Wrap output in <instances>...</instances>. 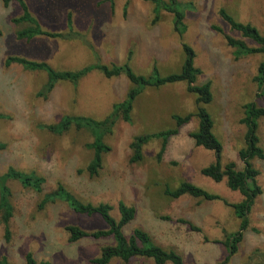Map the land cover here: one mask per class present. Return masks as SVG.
Masks as SVG:
<instances>
[{"label": "rangeland", "instance_id": "1", "mask_svg": "<svg viewBox=\"0 0 264 264\" xmlns=\"http://www.w3.org/2000/svg\"><path fill=\"white\" fill-rule=\"evenodd\" d=\"M0 0V142L8 145L0 152V174L8 168L35 173L46 182L43 194L58 184L65 186L78 200L113 207L111 217L120 220L119 202L137 211L133 222L124 228L129 237L135 229L146 231L164 249L177 251L187 264H220L227 257L223 245L226 234L239 229L240 221L223 202H206L184 196L172 199L166 189L175 190L183 181L195 184L234 204L242 200L231 191L226 181L215 183L200 171L214 163V152L196 147L189 134L198 129L199 121L180 128L170 138L165 154L158 159L162 141L151 140L144 146L143 160L131 163L130 144L133 138L153 135L176 128L175 116L197 111L196 95L187 91L185 82L161 87H145L133 102L131 123L119 121L113 133L104 139L111 151L103 156V169L90 177L86 168L93 152L86 145L92 135L75 128L60 136L43 126L56 124L63 116L103 120L113 107L123 102L131 88L125 76L106 78L94 70L76 86L59 82L47 99L39 97L47 83L45 72H32L18 65L5 66L9 57H23L45 63L56 71L76 72L86 67H107L129 64L137 74L160 78L178 74L186 61L184 45L195 53L194 66L202 71L198 85L211 82L213 101L204 108L210 114L213 132L223 144L222 162H235L244 146L245 128L241 124L244 106L256 103L264 107V96L258 97L254 78L263 56L236 55L225 39L229 35L257 45L233 31L221 19L225 9L236 21L250 24L264 35V0H179L185 8V31L180 35L174 17L160 11L154 23V6L141 0H24L43 30L67 32V17L72 14L73 28L79 38L70 41L37 37L31 42L17 39L21 29L12 21L21 16L16 2L4 6ZM169 2V0H163ZM222 29L223 33L214 30ZM258 135L264 149V119L259 121ZM260 172L262 189L250 214V227L244 233L239 252L228 264H264V161H254ZM15 209L11 221L12 239L7 243L0 224V260L9 264H25V256L33 254L38 262L50 264H92L103 248L114 244L112 239H85L69 242L68 226L84 231L107 230L100 216L75 214L65 203L40 209L43 194L9 183ZM170 220H164V218ZM180 220L191 222L201 232L192 231ZM259 251L258 257H252ZM252 257V258H251ZM110 264H124L113 259ZM129 264H154L137 259Z\"/></svg>", "mask_w": 264, "mask_h": 264}, {"label": "trees", "instance_id": "2", "mask_svg": "<svg viewBox=\"0 0 264 264\" xmlns=\"http://www.w3.org/2000/svg\"><path fill=\"white\" fill-rule=\"evenodd\" d=\"M148 2L154 6L156 13L154 23L160 16L161 10H166L174 17L175 30L183 35L185 31V13L184 7L178 9L179 0H141ZM4 6L8 7L11 2H16L22 14L20 17L13 19L15 25L21 27L16 32L17 39L20 41L31 42L37 37H45L53 40L70 41L79 38V34L73 28L72 14L67 17V32L56 33L43 30L38 20L32 15L28 5L24 0H4ZM221 19H223L233 31L239 32L244 39H249L254 42L257 47H249L244 41L232 38L225 35L228 45L237 50L236 55H257L263 56V61L260 63L258 73L254 78L257 84L258 97L264 96V35L250 24H244L236 21L225 9L219 11ZM214 30L223 33L219 27H214ZM3 33L0 29V38ZM186 61L182 70L178 74H172L163 78L158 77L157 70L149 77L137 75L129 66L107 67L104 65H95L83 68L76 72H60L54 70L45 63L30 61L23 57H9L5 61V66L18 65L26 70L36 72L41 71L47 74V83L38 94L39 97L47 99L50 93L55 89L59 82H69L77 85L84 77L94 70L100 71L106 78L125 76L131 83V88L126 99L115 105L109 116L103 120H94L92 118L78 116H63L56 124L43 126V129L54 135H64L71 129L77 131H88L93 142L87 144L86 147L93 152V158L86 168V172L90 177H96L103 169V156L111 151V148L104 143V139L113 133L116 124L119 121L131 123V112L133 102L139 94L142 93L145 87H161L166 84H174L185 82L187 91L190 94L196 95L197 111L185 116H175L176 128L153 135H143L133 138L130 149L132 156L131 163H139L143 160V149L153 139L162 141V146L158 154V159L161 160L166 152L170 138L177 136L180 128L192 122L194 118L199 121L198 129L189 134L194 141L196 147L215 153L216 160L214 163L203 168L200 173L202 176L211 179L215 183L226 181L227 187L238 192L242 196V200L238 203L231 204L221 196L208 192L205 189L196 186L187 181H183L175 190L166 189L165 195L172 199H179L184 196H189L195 199H201L206 202H223L227 207L231 208L236 218L240 221L239 229L234 233L226 234L223 245L227 251V257L220 264H228L233 256L239 252V245L244 239V233L250 227V214L253 206L259 196L262 195V189L258 184L259 170L254 166V161H264V149L260 145L258 135L259 121L264 119V107H259L256 103H248L244 106L243 118L241 124L245 128L244 146L238 152V158L243 164L242 169H238L235 162L223 164V144L213 132L214 123L204 108L213 101L212 84L206 82L198 85V79L202 75V71L194 66L195 53L187 45H184ZM2 119V115H0ZM8 145L0 142V152L5 151ZM16 182L24 189L32 190L38 194H43V187L46 179L43 176L35 173L22 172L14 167L8 168L6 173L0 174V224L4 228V238L7 243L12 239L11 221L14 217L15 209L12 203L13 191L10 182ZM65 203L68 208L75 214L87 217L100 216L108 225L107 230H98L87 232L78 226H68L66 228L69 234V242L77 243L85 239L95 241L112 239L114 244L103 248L99 258L92 261V264H110L113 259H118L124 264L137 259L151 260L154 264H187L184 258L175 250L164 249L157 245L151 236L142 229H135L132 234L127 237L124 233V228L133 222L136 218L137 211L134 207L126 205L124 202H119L118 211L120 220L117 222L111 217L113 207L109 204L84 203L78 200L65 186L58 184L52 192L43 194L40 209H44L47 205L55 203ZM164 220H170L166 217ZM179 222L188 225L192 231L201 232L199 227L194 226L191 222L180 220ZM259 251H255L252 257H258ZM251 257V258H252ZM0 264H9L7 258H2ZM25 264H50L47 261L38 262L33 254L28 253L25 256Z\"/></svg>", "mask_w": 264, "mask_h": 264}]
</instances>
